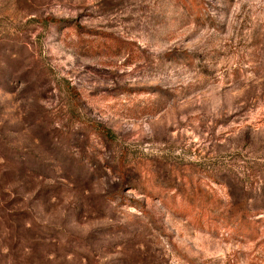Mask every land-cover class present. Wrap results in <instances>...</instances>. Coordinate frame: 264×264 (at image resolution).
<instances>
[{
  "label": "rangeland",
  "instance_id": "rangeland-1",
  "mask_svg": "<svg viewBox=\"0 0 264 264\" xmlns=\"http://www.w3.org/2000/svg\"><path fill=\"white\" fill-rule=\"evenodd\" d=\"M0 264H264V0H0Z\"/></svg>",
  "mask_w": 264,
  "mask_h": 264
},
{
  "label": "trees",
  "instance_id": "trees-1",
  "mask_svg": "<svg viewBox=\"0 0 264 264\" xmlns=\"http://www.w3.org/2000/svg\"><path fill=\"white\" fill-rule=\"evenodd\" d=\"M53 21V20H51ZM188 197V205L186 207L181 206L175 209L178 214L191 217L192 220L201 228H218V224H221L225 229L233 231L237 236H245L250 234L247 228L244 226L248 221V214L244 211L242 214L230 215L229 211H225L222 214L219 212V203L209 194L205 192L195 193ZM152 195V193H149ZM251 230V229H250Z\"/></svg>",
  "mask_w": 264,
  "mask_h": 264
}]
</instances>
